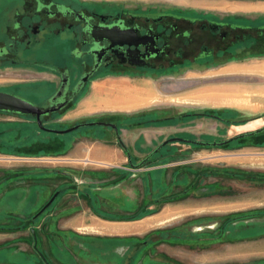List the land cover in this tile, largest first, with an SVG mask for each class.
I'll return each mask as SVG.
<instances>
[{
    "label": "rangeland",
    "instance_id": "rangeland-1",
    "mask_svg": "<svg viewBox=\"0 0 264 264\" xmlns=\"http://www.w3.org/2000/svg\"><path fill=\"white\" fill-rule=\"evenodd\" d=\"M110 1L131 10L201 11L220 16L264 13V0ZM33 57L38 63H51L55 62L56 53L38 49ZM180 70H163L158 75L149 72L142 78L103 74L86 87L69 109L43 118L42 123L47 128L65 130L108 122L117 125L119 133L133 128L135 134L174 126L169 130L178 136L167 140L203 143H224L260 129L257 126L243 131L231 126L243 128L248 122L262 120L264 127L263 116L247 114L226 118L229 126L216 128L222 119L215 117V113L186 104L172 106L174 110L168 112L177 118L163 119L166 115L162 111H169V101H180L177 96L162 92L164 84L166 89L172 88L173 82L163 79ZM6 72L0 71V88L8 85ZM9 74L16 75L17 80H42L49 76L26 69ZM260 79L264 91V76ZM96 80L105 89L103 101L114 104L117 100L124 107H105L83 120H66ZM246 80V107L259 110L249 93L259 77ZM148 82L157 85L161 94L152 100H140L141 107L137 109L127 93L133 86L141 88ZM249 97L253 101L249 102ZM34 101L28 102L42 106ZM84 133L86 138L81 141L88 145H102L107 134L113 139L107 145L122 147L116 141L115 131L108 127L89 126L69 134H52L41 131L36 118L0 113V193L6 191V201H23L19 227H0V259L7 260L5 264H30L35 251L45 259L40 264H264V134L221 148L170 143L146 165L136 168L165 142L158 139L144 153L136 155L135 166L128 162L124 168H117L99 161L68 160L75 138ZM33 135L36 137L32 138ZM139 141V147L145 146L142 138ZM163 166L167 169L162 170ZM15 190L19 193L14 194ZM31 192L33 198L29 197ZM27 208L30 213L25 211ZM60 211L63 215L56 213ZM82 217L86 222H94L96 228L59 229L74 227ZM56 218L59 225L54 222ZM107 222L120 230H107ZM98 224L102 230L97 229ZM121 227L124 232L129 229L126 227L133 230L122 233ZM68 256L70 262L66 260Z\"/></svg>",
    "mask_w": 264,
    "mask_h": 264
},
{
    "label": "flooded vegetation",
    "instance_id": "flooded-vegetation-1",
    "mask_svg": "<svg viewBox=\"0 0 264 264\" xmlns=\"http://www.w3.org/2000/svg\"><path fill=\"white\" fill-rule=\"evenodd\" d=\"M38 49L55 52V62L34 61ZM262 57L261 14L131 10L110 0H0V71L8 83L0 92L58 108L42 119L69 109L103 74L142 78ZM18 69L49 76L17 80L9 72Z\"/></svg>",
    "mask_w": 264,
    "mask_h": 264
},
{
    "label": "crops",
    "instance_id": "crops-1",
    "mask_svg": "<svg viewBox=\"0 0 264 264\" xmlns=\"http://www.w3.org/2000/svg\"><path fill=\"white\" fill-rule=\"evenodd\" d=\"M234 14V13H232ZM261 15H264V13H261ZM264 76V57L257 58L256 60H245L244 62H227L222 63L220 65H211V66H203V67H189L185 69H181L180 72H177L175 74H171L168 78H164L163 80H172V88L166 89V84L162 87V92L166 94H173L174 96H177L180 101H175L174 99L170 102L169 111L168 109H163L162 114H165L163 119H171V118H177V115H169L173 109L172 106H179L182 104L191 105L195 109H203L206 108L207 110H210L211 112L215 113V117H218L222 120H219V124H217V127H220V125H226L229 126V124L226 123V118H235V117H243L247 114L253 115V116H263L264 117V92L263 88H261L262 84H260L261 79ZM247 77H259V80H256L253 86V90L249 91V93L253 94L254 105H257L260 107L259 110H251L250 105L248 106V109L246 107L247 104V86H246V79ZM149 79H154L153 77H149ZM162 79V78H161ZM252 83V84H253ZM257 83V84H256ZM168 84V82H167ZM260 86L257 87V86ZM90 88L87 95L83 96L81 100L79 101V107L76 111L68 114L65 119L69 121H79L80 119L83 120L84 118L89 117L90 115H93L97 112L104 111V108H116L119 109L121 107H124V105L117 102L115 100V103L108 101H103V95L106 94L105 89L102 85L99 84V81L96 80L93 82V85ZM259 88V89H258ZM104 93V94H103ZM128 95H131L133 97L132 102L135 104V108H140V100H152L153 97H159L161 94V91L158 89L157 85L154 83H149L141 85L140 87L133 86L131 91H128ZM212 96V97H211ZM256 96V97H255ZM260 96V97H259ZM236 97V98H235ZM242 97V98H241ZM231 98V99H230ZM251 97H249V102L253 101ZM256 101V102H255ZM141 102V103H142ZM143 104V103H142ZM134 108V107H133ZM117 109V108H116ZM98 110V111H97ZM106 111V110H105ZM233 125V124H231ZM259 126V130L254 131L252 133H257L256 135L264 134V127H262V120H256L252 122H248L247 127H233V129L238 128L243 129V131H246V129L250 128H256ZM170 128L172 127H161L158 128L159 130L156 131H139L137 134H135V129L130 128L127 130H122L119 133L120 141L117 138V135L115 133L116 141L122 146L119 148V145H107L112 144L113 139H111L110 135H107V139L104 140L102 145H88L85 143V133L77 136L75 138L76 142L72 145V147L69 150L68 153V160L69 161H99L102 164H107L110 166H114L117 168H124L123 165L126 163H130V165L135 166L133 164V160L136 157V155H139L138 153H144V149L148 150L150 148V144L153 143L155 140L158 139H164L163 141H167V139L170 137H177L178 135H172L175 134L174 131H170ZM241 132V131H240ZM260 133V134H258ZM251 134V133H250ZM247 135V134H246ZM103 138V137H102ZM102 138L100 140H102ZM106 138V137H105ZM143 139V142L145 143V146H138L139 140ZM236 138V137H235ZM196 141V140H192ZM217 142V141H214ZM143 143V144H144ZM210 143V142H209ZM125 150V151H124ZM145 150V152H146ZM140 151V152H139ZM151 154V153H150ZM150 154L148 156H150ZM142 155V154H140ZM147 156V157H148ZM88 159V160H87ZM144 160V159H143ZM142 162V160L139 162V164ZM162 170H166L167 167L163 166L161 167ZM165 168V169H163ZM128 170V169H127ZM133 170V168L131 169ZM14 194L16 193V190L13 191ZM19 193V191H18ZM16 193V194H18ZM21 193V192H20ZM0 227H19V224L21 223V211H22V204L23 201H16V200H8L6 201L5 198H7L6 191L5 193H0ZM31 195L29 197L34 196V194L31 192ZM9 198V197H8ZM27 213L31 212L28 208L25 210ZM57 214H62L61 211ZM17 215H19L17 217ZM63 215V214H62ZM65 218V217H64ZM58 219H54L55 224L57 223L59 225ZM61 222V224H63ZM105 228L111 232L119 231L120 229L115 227L112 223L107 222ZM99 225V224H98ZM123 226V224L121 225ZM96 228L94 222H86L85 218L82 217L79 221H76L74 224V227L67 226L61 227V231L72 229H85V228ZM103 228V227H102ZM100 225L97 227V229L102 230ZM122 228V227H121ZM129 228V229H128ZM126 232L123 231V228L121 232L128 233L131 232L129 230H133V227H126ZM124 229V230H125ZM16 243H13V246ZM15 248V246H14ZM41 250L42 248L39 247ZM4 251V248H3ZM46 259L51 261L49 259V254L45 250L44 252ZM5 255V254H1ZM41 252H33V256L31 257L30 264H40L42 262L41 259ZM40 258V259H39ZM45 259H43L44 262ZM68 262L71 261L69 256L66 259ZM7 260L0 259V262L6 263Z\"/></svg>",
    "mask_w": 264,
    "mask_h": 264
},
{
    "label": "water",
    "instance_id": "water-1",
    "mask_svg": "<svg viewBox=\"0 0 264 264\" xmlns=\"http://www.w3.org/2000/svg\"><path fill=\"white\" fill-rule=\"evenodd\" d=\"M56 110H58V108L44 110L20 97H17L9 93L0 92V112L10 113V114H15V115H20V116H34L36 117L38 127L44 132L63 135V134L72 133L78 130L79 128H81L82 126H85V127L100 126V127H108L114 130L117 135L118 140L120 141L119 130H118L117 125L105 123V122H93V123H88L85 125H77L72 128L65 129V130H54V129L46 128L42 123V116L49 114V113H53ZM174 142H181V143H187V144H201L202 143L198 141L185 140V139H179V138L169 139L165 141L162 145H160L155 151H153L150 154V156H148L146 159H144L140 164H138L135 167L136 168L143 167L146 161L150 159L156 152L160 151L164 146L170 143H174ZM223 144H226V142H224Z\"/></svg>",
    "mask_w": 264,
    "mask_h": 264
},
{
    "label": "trees",
    "instance_id": "trees-1",
    "mask_svg": "<svg viewBox=\"0 0 264 264\" xmlns=\"http://www.w3.org/2000/svg\"><path fill=\"white\" fill-rule=\"evenodd\" d=\"M80 99V98H79ZM0 113H2V112H0ZM3 114H8V115H15V114H10V113H3ZM211 115V114H210ZM210 115H208V116H210ZM17 116H19L20 118H33V117H30V116H20V115H17ZM82 127H85V126H82ZM87 127H89V126H87ZM40 129V128H39ZM41 130V129H40ZM42 131V130H41ZM257 133H251V134H247V135H242V136H238V137H236V138H233V139H231V140H229L228 142H226V144H223L222 142L221 143H219V142H213V143H201V144H193V145H195V146H199V147H205V148H213V147H223V146H225V145H228V144H231V143H234V142H236V141H239V140H241V139H244V138H248V137H250V136H255ZM258 134H260V133H258ZM36 137V135H33L32 136V138H35ZM167 146V145H166ZM166 146H164L163 148H165ZM162 148V149H163ZM161 149V150H162ZM160 150V151H161ZM160 151H158V152H156L151 158H153L156 154H158ZM150 158V159H151ZM150 159H148L147 161H146V163L144 164V165H146L148 162H149V160ZM143 165V166H144Z\"/></svg>",
    "mask_w": 264,
    "mask_h": 264
},
{
    "label": "bare ground",
    "instance_id": "bare-ground-1",
    "mask_svg": "<svg viewBox=\"0 0 264 264\" xmlns=\"http://www.w3.org/2000/svg\"><path fill=\"white\" fill-rule=\"evenodd\" d=\"M212 97V96H211ZM256 97V96H255ZM260 97V96H259ZM236 98V97H235ZM242 98V97H241ZM231 99V98H230Z\"/></svg>",
    "mask_w": 264,
    "mask_h": 264
}]
</instances>
